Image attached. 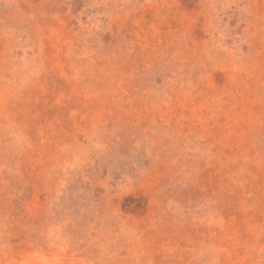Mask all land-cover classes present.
I'll return each instance as SVG.
<instances>
[{
	"label": "rangeland",
	"instance_id": "374dc122",
	"mask_svg": "<svg viewBox=\"0 0 264 264\" xmlns=\"http://www.w3.org/2000/svg\"><path fill=\"white\" fill-rule=\"evenodd\" d=\"M0 264H264V0H0Z\"/></svg>",
	"mask_w": 264,
	"mask_h": 264
}]
</instances>
